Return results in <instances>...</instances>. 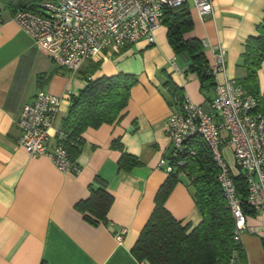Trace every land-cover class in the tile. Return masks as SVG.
Here are the masks:
<instances>
[{
	"label": "crops",
	"instance_id": "0c3cea01",
	"mask_svg": "<svg viewBox=\"0 0 264 264\" xmlns=\"http://www.w3.org/2000/svg\"><path fill=\"white\" fill-rule=\"evenodd\" d=\"M186 1L191 26L184 35L201 39L208 63L213 60L212 45L226 49L225 68L217 74L219 81L240 76L244 71L238 65L243 43L264 15V0H212L211 11L204 15L198 13L192 0ZM3 13L0 264H152L139 259L132 247L168 174L166 121L176 109L170 85L177 84L205 107L214 96V85L202 87L197 71L190 68L187 53L173 49L162 22L153 31L154 41L142 38L118 50L106 47L71 74L38 49L9 12ZM121 73L135 76L127 103L118 119L82 130V143L74 157L80 166L77 173L61 171L46 155H29L18 142L20 111L39 89L62 97L49 128L48 142L53 143L70 108V95L86 84V77ZM257 76L259 90L264 92V59ZM113 139H118L121 146L113 144ZM121 150L134 154L138 163L128 170L120 167ZM223 152L236 169L232 147L224 146ZM185 179L171 188L165 206L192 227L201 215ZM97 186L106 193L104 206L90 199ZM247 225L240 233L243 263L264 264V210L248 213ZM121 227L126 230L118 240L115 233Z\"/></svg>",
	"mask_w": 264,
	"mask_h": 264
},
{
	"label": "built area",
	"instance_id": "2783aa9c",
	"mask_svg": "<svg viewBox=\"0 0 264 264\" xmlns=\"http://www.w3.org/2000/svg\"><path fill=\"white\" fill-rule=\"evenodd\" d=\"M184 1L38 0L36 10L16 8L11 17L31 35L38 49L74 74L87 59L106 47L118 50L142 38L154 41L153 31L161 23L164 6ZM192 1L200 15L211 11L212 0ZM211 51L213 60L208 63V70L216 81L214 96L205 107L183 91L180 105L166 121L170 153L173 159H178L167 158L165 170L169 172L173 162L182 163L179 154L184 152L185 140L198 133L217 166V179L235 221L233 236L239 239L248 226L247 214L242 209L223 147H232L236 164L246 179V203L256 211H263L264 113L254 111L255 98L235 79H217L218 72L225 68L226 49L212 45ZM61 99V95L39 89L31 101L24 103L18 118V142L29 155H46L61 171L77 173L80 166L70 158L66 146L59 141L48 142L49 128L55 122ZM57 131L61 133L58 128ZM125 230L121 227L116 231L118 240Z\"/></svg>",
	"mask_w": 264,
	"mask_h": 264
},
{
	"label": "trees",
	"instance_id": "16d2710c",
	"mask_svg": "<svg viewBox=\"0 0 264 264\" xmlns=\"http://www.w3.org/2000/svg\"><path fill=\"white\" fill-rule=\"evenodd\" d=\"M0 2L3 7L0 8V17L3 9L12 14L16 8L36 10L38 4V0ZM161 22L166 25L167 39L173 49L176 52L187 53L190 68L197 71L202 87L215 85V77L208 70V62L204 58L201 39L184 35L191 26L187 1L174 6L165 5ZM240 56L238 65L244 71L234 79L245 92L255 98L254 111L264 113V92L259 90L257 76V70L264 59V15L256 23L255 32L245 38ZM134 80L135 76L130 73L95 79L87 76L86 84L77 93L70 95V108L58 128L61 133L56 132V141L66 146L72 160L82 143L81 132L86 126L112 122L120 117ZM170 88L177 108L182 100L183 89L175 83H171ZM174 96H177L176 99ZM117 143L121 146L118 139H113V144ZM172 157L169 152L167 158L171 161L178 159ZM179 157L183 161L173 162L172 169L157 189L153 208L139 232L132 251L139 259H146L152 264L243 263L244 253L240 238L235 239L233 236L235 221L217 179V166L208 146L198 133L185 140L184 152L180 153ZM118 163L120 167L128 170L138 163V159L134 154L121 150ZM234 163L236 169L233 166H230V169L241 197L242 209L246 214L252 213L256 210L245 201L246 179L235 159ZM182 175L187 178H183ZM183 179L201 215L200 221L192 227L189 223L183 224L182 220L176 218L165 206V199L171 188L177 181ZM105 197L104 189L97 186L91 192L90 199H97V205L104 206L107 202Z\"/></svg>",
	"mask_w": 264,
	"mask_h": 264
},
{
	"label": "rangeland",
	"instance_id": "374dc122",
	"mask_svg": "<svg viewBox=\"0 0 264 264\" xmlns=\"http://www.w3.org/2000/svg\"><path fill=\"white\" fill-rule=\"evenodd\" d=\"M0 8H3L1 2H0ZM6 11H7V10L3 9L2 13H3V12H6ZM2 13H1V14H2ZM3 14H4V13H3ZM3 14H2V15H3ZM182 177H183V175H182Z\"/></svg>",
	"mask_w": 264,
	"mask_h": 264
}]
</instances>
